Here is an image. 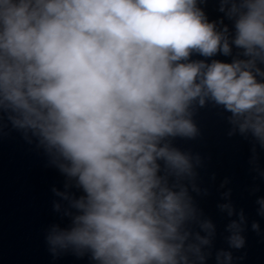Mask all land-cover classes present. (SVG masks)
I'll return each mask as SVG.
<instances>
[{
    "label": "clouds",
    "instance_id": "9594fccd",
    "mask_svg": "<svg viewBox=\"0 0 264 264\" xmlns=\"http://www.w3.org/2000/svg\"><path fill=\"white\" fill-rule=\"evenodd\" d=\"M207 2L0 0V122L65 177L53 210L68 223L44 237L54 258L206 264L212 255L216 227L190 194L201 192V157L175 141L197 137L193 116L211 103L230 114L229 136L264 148V0H217L218 21ZM218 207L238 215L227 243L243 249V210ZM215 261L232 264L233 254L221 249Z\"/></svg>",
    "mask_w": 264,
    "mask_h": 264
}]
</instances>
